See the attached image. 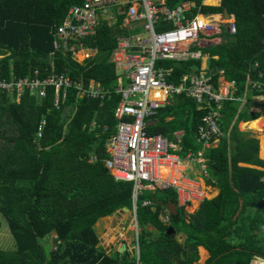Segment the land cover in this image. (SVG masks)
I'll list each match as a JSON object with an SVG mask.
<instances>
[{
	"label": "trees",
	"instance_id": "1",
	"mask_svg": "<svg viewBox=\"0 0 264 264\" xmlns=\"http://www.w3.org/2000/svg\"><path fill=\"white\" fill-rule=\"evenodd\" d=\"M184 1L193 4L190 17L223 9L234 17V35L223 30L221 43L199 49L209 56L207 72L212 83L223 77L234 82L236 97L264 96L248 85L263 70L264 0H220L216 7L203 5L202 0H165L170 8ZM82 2L0 0V70L5 79L10 74L25 77L34 70L40 77L54 71L86 86L90 81L100 83L111 92L100 103L79 98L70 88L58 110L53 106V87H47L42 101L28 93L18 101L0 95V216L14 240L13 249H0V264L137 263L126 251L107 255L99 250L94 230L100 218L122 209L132 211L131 183L115 180L104 164L119 102L112 92L118 73L110 58L117 38L129 33L121 26L123 16H117L115 24L100 22L94 36L79 42L80 47L95 50L82 63L69 52L54 50V27L72 5ZM162 29L160 25L155 28ZM191 49L196 50L195 46ZM157 62L170 71L168 81L174 85L198 71L201 64L199 59ZM236 97L222 102L219 129L223 136L205 154L218 195L204 200L193 214L177 206L173 190H145L138 198L139 264H198L199 247L208 255L203 264H249L254 256L264 258V160L257 156V139L238 130V123L250 114L247 105L240 108ZM203 112L192 99L174 95L158 110L148 133L167 137L182 129L180 154L196 151L200 147L196 130ZM42 119L45 125L37 138ZM92 121L99 127L89 131ZM259 156L264 159V150H259ZM146 200L151 206L141 205ZM168 204L177 208L169 224H164L159 214ZM169 227L172 234L166 233ZM51 234L59 243L47 252L42 241Z\"/></svg>",
	"mask_w": 264,
	"mask_h": 264
},
{
	"label": "built area",
	"instance_id": "2",
	"mask_svg": "<svg viewBox=\"0 0 264 264\" xmlns=\"http://www.w3.org/2000/svg\"><path fill=\"white\" fill-rule=\"evenodd\" d=\"M193 4L182 2L174 8L167 6L165 0H83L81 4L72 5L59 25L54 27L53 49L69 52L77 60L81 51L83 61L93 56L94 49L80 47L79 42L96 34L98 25L103 21L114 22L118 15H125L126 27L134 30L140 26L141 33L127 34L117 38L116 47L111 54V62L119 70V81L112 92L119 96L113 116L116 120L115 132L109 136L106 152L109 157L104 160L105 167L115 180L129 182L132 185V212L136 219L137 200L143 191L173 190L177 205L186 209L194 202L204 198L200 182L188 176V162L201 164L204 178L208 177L201 154L188 150L183 157L181 143L183 130L172 132V138L162 134L148 133L149 121L157 115L163 106L169 104L174 95H185L197 104V109L204 111L197 126V141L204 148L223 136L219 129V110L222 102L235 99V84L214 89L211 78L204 70L186 74L174 85L168 81L170 72L156 68L158 60H187L200 57L198 50L180 51L182 44L197 43L207 45L225 30L234 35V19L214 21L212 16L196 14L189 18L187 14ZM170 24L171 28L156 31L158 23ZM82 61V62H83ZM81 63V62H79ZM255 67H258L257 63ZM122 77L126 81L122 82ZM257 80L249 81L250 90L264 93L263 70L257 74ZM47 87H53L55 98L53 106L60 108L67 90L75 89L79 98L97 100L102 103L109 99L110 93L100 83L90 81L83 85L63 73L51 71L40 77L38 70L31 75L17 78L10 74L5 79L0 70V95L14 96L17 101L25 93L42 101ZM45 120L37 128V138L41 137ZM99 126L95 121L89 125V131ZM103 131L107 126L102 127ZM149 200L142 206H151ZM164 224H169L170 213L164 209L159 214ZM134 224L136 241V264L138 262L137 228ZM56 249L59 241L54 237ZM249 264H264V258L254 256Z\"/></svg>",
	"mask_w": 264,
	"mask_h": 264
},
{
	"label": "crops",
	"instance_id": "3",
	"mask_svg": "<svg viewBox=\"0 0 264 264\" xmlns=\"http://www.w3.org/2000/svg\"><path fill=\"white\" fill-rule=\"evenodd\" d=\"M184 2H186V1H184ZM187 3H190V2H187ZM202 4L205 5V6L216 7V6H219L220 5V0H202ZM197 14H200V13H197ZM189 15H190V12L187 14V16L189 18H191ZM201 15H203V16L210 15V16H212L211 18L214 21H221V22L222 21H228V20H226V19L223 18L222 13L201 14ZM118 16H123V21H122V24H121V26L123 27V30H125L129 34H130V32L131 33H134V34L141 33L140 26H137V28L134 29L133 32H132V30L128 29L125 26L126 25V21H125V15L124 14L118 15ZM231 19H234V17H233V15L230 14V19L229 20H231ZM116 21H117V17L115 18V21L114 22H110V21H106V22L109 25H112V24H115ZM159 25L160 26H163L164 29L171 28V25L170 24H164V23H161L160 22V23H158L156 25V27L159 26ZM164 29H162V30H164ZM221 42H222V36L220 34L217 38H215V40L213 42H211V43H209L207 45L199 46L197 44L196 45L197 47L195 46L196 50H198L200 52V57L199 58H195V59L196 60L199 59L201 61L200 69L201 70H204L207 73L208 76H210L208 74V72H207V70H208L207 63H208L209 56H208V54L201 53V51L199 49L202 48V47H204V46L205 47H207V46H213V45H216V44L221 43ZM191 48H192L191 47V44L190 45H188V44H182V45L179 46V50L180 51H185V50H189L190 51V50H192ZM160 61H162V60H160ZM174 61H184V60H174ZM157 63L155 65L156 68H162V69H164L166 71H169L168 69H166L163 66H158ZM116 71L118 73V77H117V83H118L119 78L121 76L119 77V70L117 68H116ZM122 82H123V84H125V82H126L123 77H122ZM216 83L217 84L214 85L212 83V81H211V84L214 87V89H219L220 90L223 87H227L231 82L230 81H226L223 77H220L217 80ZM235 94L236 93H234V97H236ZM236 98H237L236 100L239 101L241 103V105H242L240 108H244L247 105V107H246L247 108V113L250 114V117H248V119L241 120L238 123V126H237L238 127V130L241 131V132H247V133H249L250 136L254 137L253 134L251 133V131H258V130H255V129L251 128V123H253L254 121H256V120H258V119H260L262 117H264V107L262 106V101H263L264 96L262 94L251 95L250 97H248L249 98L248 99L244 95L243 97H236ZM256 99H259V100L256 101ZM219 113H220V110H219ZM252 114H253V117H251ZM220 116H221V114H220ZM152 122H153V118L149 121V126H150V124ZM241 125L246 130H242L241 128H239V126H241ZM178 130H182V129H178ZM260 132H263V134H264V131H260ZM171 134H169V136H167L169 139L172 138V135ZM184 134H185V132H184ZM263 134H262V136H264ZM262 138H264V137H261L260 139L259 138L258 139L255 138V139H257V141H258V155L257 156H258L259 159L264 160L263 158H261L259 156V150L260 149L261 150H264V142L262 141L263 140ZM219 139L216 140L215 142H213L210 145L209 148H204L202 146V144L197 141V137H196V143L200 147L196 151L190 150L193 153H196V154L199 153V154H201L202 159H203V162H204L205 169H206L207 174H208V177L207 178H204L202 176L201 164L200 163H198V162H188L187 163L186 173L188 174L189 177L198 180L200 182L201 188L204 191V198H203V200H201L200 202H194L189 207H187L185 209V211L187 212V214H193V213H195L198 210V208L200 207V204L204 200H211V199L215 198L218 195V193H219V189L215 186L214 181H212L210 179V176H209V173H208V170H207V163H206V159H205V154L211 148H215L216 147ZM181 152H182V150H181ZM180 153H179V155L181 157H183L184 155H182ZM239 165L240 166H244V167H251V168H255V169H261L260 167H257V166H254V165H248V164H243V163H240ZM169 205L170 204H168L167 208H165V209L170 213L169 209L173 211V208H171V206H169ZM177 206H176V208H177ZM175 211H176V209H175ZM170 214H172V213H170ZM129 219H130V221H129L128 225H127L125 222H126V220H129ZM135 223L137 225L136 228H137V234H138L139 228H138L137 220L134 219L133 212L132 211H127L125 209L118 210L115 213H113L112 215H109V216H105V217L100 218L95 223V225H94V230H95V233H96V235L98 237L97 248L99 250H101L102 252H104L105 254H107V255L113 254L115 251H117V252L126 251L129 254L134 253V255L136 257V251H137V249H136L135 230H134V224ZM51 235H53L54 237H56L55 234H51ZM51 235L48 236V237H45L44 240H43V242L44 243L45 242H48V239L51 237ZM53 236H52V238H53ZM198 252H199V261H198V264H203L204 261L206 260L207 256H208L207 255V252L203 248H201V247L198 248Z\"/></svg>",
	"mask_w": 264,
	"mask_h": 264
},
{
	"label": "rangeland",
	"instance_id": "4",
	"mask_svg": "<svg viewBox=\"0 0 264 264\" xmlns=\"http://www.w3.org/2000/svg\"><path fill=\"white\" fill-rule=\"evenodd\" d=\"M224 22H226V21H224ZM196 45H197L196 42L195 43H192L191 44V47H194ZM83 55L84 54L80 51L79 54H78V56H77V60L79 62H81V63L83 61V57H84ZM6 98H10V99H13V100L17 101V98L14 97V96H7ZM258 100L259 99H256V101H258ZM239 128H241L242 130H246V129H244L242 127V125L239 126ZM251 133L257 139L258 138L260 139L262 137V134H263V132H260V131H251ZM262 139H263L262 141L264 142V138H262ZM0 220H1V228H0V249L11 250L14 247V240H13V238H12V236H11L9 230H8V227H7V224H6L5 220L1 216H0ZM129 221H130V219L129 220H126L125 223L128 225ZM52 236L53 235H51V237L48 239V242H45L44 243L42 241V243L45 245V248H46V251L47 252H49L50 250H54L55 240H54V236H53V238H52ZM131 255L135 256L134 253H132Z\"/></svg>",
	"mask_w": 264,
	"mask_h": 264
},
{
	"label": "water",
	"instance_id": "5",
	"mask_svg": "<svg viewBox=\"0 0 264 264\" xmlns=\"http://www.w3.org/2000/svg\"><path fill=\"white\" fill-rule=\"evenodd\" d=\"M222 15H223L224 19H226V20L230 19V14L228 13V11L226 9H223ZM169 206H171V208H173V211L169 209L170 213H172V214L175 213L176 206L174 204H170ZM166 233L167 234H172L173 233L172 227H169L167 229Z\"/></svg>",
	"mask_w": 264,
	"mask_h": 264
},
{
	"label": "bare ground",
	"instance_id": "6",
	"mask_svg": "<svg viewBox=\"0 0 264 264\" xmlns=\"http://www.w3.org/2000/svg\"><path fill=\"white\" fill-rule=\"evenodd\" d=\"M251 128L258 130V131H264V117H262L256 121H254L253 123H251ZM262 137H264V136H262Z\"/></svg>",
	"mask_w": 264,
	"mask_h": 264
}]
</instances>
